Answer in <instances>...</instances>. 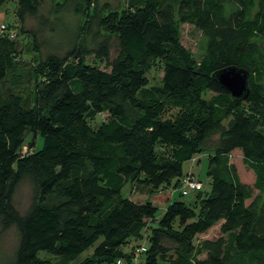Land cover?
<instances>
[{"label": "trees", "instance_id": "16d2710c", "mask_svg": "<svg viewBox=\"0 0 264 264\" xmlns=\"http://www.w3.org/2000/svg\"><path fill=\"white\" fill-rule=\"evenodd\" d=\"M60 1L57 13L71 10L79 31L94 28L100 40L81 48L80 58L75 49L38 58L45 79L32 107L0 86V229L14 227L18 236L1 264H68L91 246L92 256L75 264H129L140 245L122 247L142 238L144 259L136 264H264V0H229L228 9L225 0H126L118 8ZM16 4L22 23L37 13L39 0ZM180 22L205 36L199 60L181 43ZM7 30L14 35L0 34V83L17 66L18 35L10 24ZM87 52L104 67L87 62ZM152 59L163 62L161 86H149ZM229 66L249 72L241 101L213 76ZM30 132L39 134L41 147L21 153ZM214 135L210 188L202 190L200 180L191 204L171 200L156 219L155 203L122 196L131 180L151 193L179 190L183 176L197 178L183 163L198 162ZM236 149L254 173L253 197L228 161ZM23 180L32 198L20 212L13 197ZM216 225L217 235L198 239Z\"/></svg>", "mask_w": 264, "mask_h": 264}, {"label": "rangeland", "instance_id": "374dc122", "mask_svg": "<svg viewBox=\"0 0 264 264\" xmlns=\"http://www.w3.org/2000/svg\"><path fill=\"white\" fill-rule=\"evenodd\" d=\"M16 2L17 0H7L0 6V34L10 33L2 32L1 28V26L5 24L7 30V24H10L16 35H18L17 55L14 57L17 62L16 69L9 73L7 78L0 83V86L4 94L9 91L15 92L23 98L27 107H32L35 104L37 86L45 79V74L40 71L38 72L37 70L38 58H44L45 55L52 52L63 56L71 49L79 50L78 57L80 58L81 48L86 50L94 49L96 42L100 39L95 36L94 28H89V31H87L88 27L86 26L85 30L79 31L81 27L80 17L77 15L75 16L71 10L64 9L65 11L63 10L62 12L57 13L56 8L58 3L61 2L60 0H39L37 13L35 15L25 16L22 23L16 16ZM126 2V0H99V3H108L112 8L126 7ZM224 2L225 8L228 9L231 5H229V0H225ZM68 8H71L70 5ZM179 29L181 43L192 53V56L196 60H199L204 52L206 44L205 36L198 28L188 22H180ZM33 35L36 37V42L34 43L32 41ZM110 42L109 53L111 58H113L117 53L116 41L111 38ZM84 54V58L87 62L98 65L101 68L104 67V64L97 61L92 54H89L88 52ZM162 67L163 62L161 60L152 59L150 61L149 69L146 72L149 86H161ZM210 95L211 93H207L205 96L209 97ZM171 113H175V111L167 113L166 116H169ZM99 121V117H97L96 120H92V127L95 128ZM216 139L217 135L209 138L205 145V147L209 149L196 155L199 159L198 162L192 164V160H189L185 161L182 166L184 172L190 170L203 182L202 190H205L206 192H208L210 188V180L206 174L207 156L211 153L210 148ZM41 143L42 140L39 134L36 133V137H34V132H30L27 135L25 143L22 145L21 153L33 152L41 147ZM170 150L171 148L168 147L166 150V156L169 154ZM228 161L235 165L240 181L250 188L252 197L255 196L257 190L252 186L254 173L243 164L241 152L233 151L230 153ZM144 187L145 186L142 183H138L137 180H131L123 187L121 193L123 197L137 200L138 202H145L146 200H150L155 194L162 192L158 191L151 193L147 189H144ZM171 191L173 190L171 189ZM179 193L180 191L176 189L175 196L171 200L177 199L184 201L186 204H191L195 195L193 191L187 195H180L181 193ZM31 198L32 187L27 180H23L14 193V206L18 211L24 212L29 206ZM150 201H152V199ZM170 201L168 200L161 204L155 202V206L158 208L156 219H159ZM218 227L219 226L216 225L206 233L200 234L198 239L204 238L206 235L209 238L214 237L218 233ZM17 240V231L14 227H10L7 230L0 229V264L11 257L16 247ZM145 244L147 245V241L143 238L139 240L131 239L129 243L122 248L124 251H130L132 246L137 247ZM93 249L94 247L91 246L78 255L73 262H69L68 264H75L86 257H91ZM40 255L49 258L52 261H59V258L56 256L54 257L43 252H41ZM134 258H137L138 260L139 258L144 259V255H138L135 249L134 253H130L128 259L129 264L132 263Z\"/></svg>", "mask_w": 264, "mask_h": 264}, {"label": "water", "instance_id": "95a60500", "mask_svg": "<svg viewBox=\"0 0 264 264\" xmlns=\"http://www.w3.org/2000/svg\"><path fill=\"white\" fill-rule=\"evenodd\" d=\"M78 53L79 50L76 51L75 57H78ZM213 76L233 100L241 101L248 97L250 91L248 85L249 72L246 69L229 66L215 71ZM34 137H36V132H34Z\"/></svg>", "mask_w": 264, "mask_h": 264}, {"label": "built area", "instance_id": "2783aa9c", "mask_svg": "<svg viewBox=\"0 0 264 264\" xmlns=\"http://www.w3.org/2000/svg\"><path fill=\"white\" fill-rule=\"evenodd\" d=\"M1 28H2V32H9V30H6L5 24H3L1 26ZM12 33L13 32L10 31V33H7V34H9L10 37H13L14 34H12ZM201 186H202V182L200 180H198L197 178H195L190 173V174L183 176L181 186L179 187V191H180L181 195H185L189 191L200 189ZM145 250L146 249L144 246H140V247L136 248V253L139 255V254H142ZM132 262L136 264L137 258H134ZM115 264H126V262L124 259H117Z\"/></svg>", "mask_w": 264, "mask_h": 264}, {"label": "crops", "instance_id": "0c3cea01", "mask_svg": "<svg viewBox=\"0 0 264 264\" xmlns=\"http://www.w3.org/2000/svg\"><path fill=\"white\" fill-rule=\"evenodd\" d=\"M234 151H239L240 152V150H238V149H236V150H234ZM173 191H171V189L169 188V189H167V190H162V192L161 193H157V194H155L151 199H152V201L151 202H153V203H155V202H157V203H159V204H161V203H164L165 201L167 202L168 200L170 201L171 199H173L174 198V196H175V193H176V189H172ZM150 199V200H151ZM133 200V199H132ZM135 201H137V200H135ZM211 230V229H210ZM209 231V230H208ZM204 238H209L207 235L206 236H204Z\"/></svg>", "mask_w": 264, "mask_h": 264}]
</instances>
